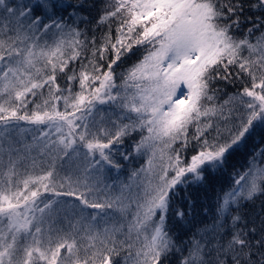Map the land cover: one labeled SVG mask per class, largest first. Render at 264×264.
<instances>
[{
    "label": "snow or ice",
    "instance_id": "6c2138e0",
    "mask_svg": "<svg viewBox=\"0 0 264 264\" xmlns=\"http://www.w3.org/2000/svg\"><path fill=\"white\" fill-rule=\"evenodd\" d=\"M94 8L0 0V264H164L174 250L180 264H264V218L241 214L264 195V0H104L93 32L107 30L89 40ZM140 49L117 85L116 69ZM245 77L250 86L217 103V81ZM104 105L119 111L97 120ZM137 132L128 152L125 138ZM29 133L31 143L18 138ZM133 153L146 164L114 194L101 176ZM73 154L82 162L65 169ZM225 177L214 224L177 244L169 218L190 225L193 190Z\"/></svg>",
    "mask_w": 264,
    "mask_h": 264
},
{
    "label": "trees",
    "instance_id": "16d2710c",
    "mask_svg": "<svg viewBox=\"0 0 264 264\" xmlns=\"http://www.w3.org/2000/svg\"><path fill=\"white\" fill-rule=\"evenodd\" d=\"M73 3L76 2V0H72ZM89 3L94 2L96 4V8L92 9L90 13H85L86 15H89L90 18L92 19V23L87 25L88 28V39L91 40L93 34L96 35L97 38L100 37V35L107 30V25L103 26L99 32H93V28L95 26V19L97 17L98 11L103 7L104 0H88ZM253 2V0H245V3H250ZM247 16H251L253 19L257 16L260 15L259 12L253 11V10H246L245 14ZM81 29L85 28L84 24L80 25ZM113 31L115 29V24L112 25ZM251 27L250 24L245 23L242 26L241 31L237 34V38H242L245 33L247 32V29ZM260 31H264V29H261ZM260 31H257L253 34L251 37L252 41L255 42L257 38L260 36ZM54 39L53 36H45L42 38L41 43H43L44 40H48L51 42ZM143 54V49H140L136 52L134 56H132L130 59L126 60L124 64H122L119 68L116 69L117 73V79L116 83L119 85L122 81V77L120 76V73L123 72L126 68L130 67L133 63H135ZM90 55V52L88 53ZM243 55L247 56L248 52L245 49L243 52ZM86 63V61H84ZM80 61H77L75 63L70 64L68 73L71 74V70L74 68L76 69L77 72L80 70ZM58 83L62 89H67L68 83H67V77L64 75H60L58 78ZM250 80L245 77L244 80H235L233 83H225L224 81H217L213 87H219L223 91L219 93V98L217 103H223L225 100H227L231 95L236 94L238 92H241L243 87L245 85L250 86ZM73 91H79V84L78 81L74 83L73 85ZM44 92V97L46 98L48 96V90L45 88L43 90ZM66 94V93H65ZM42 99V98H41ZM40 102V99H37V103ZM101 108L104 109L103 112L98 113L96 119L99 120L101 115L104 116H111V113L113 110L119 111L118 109H110L108 105L100 106ZM60 108H63V104H60ZM243 112V108H240V112L235 113L234 115H239L240 113ZM112 119H115L114 116H112ZM128 121L125 120L124 123H127ZM22 126L27 127L23 122H21ZM190 131L194 132V128L191 129ZM140 133H134L133 135L126 137L124 141V148L127 149L128 152L133 151V145L139 141L140 139ZM32 136L33 134H24L19 136V139H22L25 143H31L32 142ZM179 145H177L178 147ZM249 147H251V142L249 144ZM123 151V149H122ZM38 152V150H37ZM37 152H33L32 155H37ZM247 156L248 153H241L238 154L234 160L233 163L236 165L237 168L243 169L244 167L247 166ZM147 156H137L136 154L133 153V156L130 160L124 161L122 158H120L119 155H117L116 159L119 161L121 164V169L119 173H117L116 169H112L111 172H105L101 176V179L103 180L104 183L106 184H114L116 187L113 189V193H118L119 188H120V183L121 182H126L128 179V176L134 169L140 168L142 165L146 164L147 161ZM47 159V158H45ZM82 161L77 159L75 157V154H73V157L71 160H66L64 162V168L67 169L69 166L72 168H75L78 164H80ZM261 163H264V160L261 161ZM46 167V165H45ZM41 169L37 168L35 171L39 172ZM57 170L59 172V176L57 178V183L59 182V179L64 176V171L60 170V161H57ZM231 171V170H230ZM230 184V181L227 179V177L224 178V182L220 183L219 181H216L213 183L212 186L206 189H199V190H193V199L196 202V206L191 210V217L189 218L191 220L190 225H176L173 226V220L170 217L169 218V226L171 227V231L174 235L177 236V244H181L182 242L186 241L189 239V237L192 235L193 232H195L197 229H203L206 227H211L215 220H216V215H215V210H216V205H215V195H216V190H219L221 188H227ZM47 196L51 197L52 194L48 193L46 194ZM59 199H71L68 197H60ZM207 209V211H205ZM89 212H92L94 210L89 209ZM241 214L244 216L246 220L249 221H256L259 223V220L261 218H264V195H259L257 196L253 201H249L242 209H241ZM117 220H119V217H116ZM113 221L109 220L108 224L111 225ZM104 227L103 224L100 225V228L102 229ZM191 228L189 231L188 229ZM211 235V233H209ZM86 243V241H85ZM63 251V250H62ZM81 257L83 258L84 256V251L83 248L81 249L80 252ZM180 259H181V254L178 251H173L171 255L165 260L164 264H180ZM121 260L123 262V257H121Z\"/></svg>",
    "mask_w": 264,
    "mask_h": 264
}]
</instances>
